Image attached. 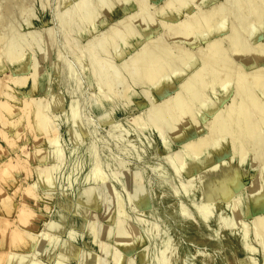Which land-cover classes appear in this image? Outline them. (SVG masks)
Instances as JSON below:
<instances>
[{"label": "rangeland", "instance_id": "rangeland-1", "mask_svg": "<svg viewBox=\"0 0 264 264\" xmlns=\"http://www.w3.org/2000/svg\"><path fill=\"white\" fill-rule=\"evenodd\" d=\"M262 1L0 0V251L15 228L19 264H264V125L184 150L264 101Z\"/></svg>", "mask_w": 264, "mask_h": 264}, {"label": "bare ground", "instance_id": "bare-ground-1", "mask_svg": "<svg viewBox=\"0 0 264 264\" xmlns=\"http://www.w3.org/2000/svg\"><path fill=\"white\" fill-rule=\"evenodd\" d=\"M260 1V0H259ZM140 3V2H139ZM262 3H264V1H262ZM254 4V3H253ZM255 4H256V1H255ZM260 6V5H259ZM218 7V6H217ZM261 7V6H260ZM218 8H220V7H218ZM215 9V8H214ZM260 9V8H259ZM199 10V9H198ZM217 10V9H216ZM258 10V9H257ZM261 11V10H260ZM223 13V12H222ZM202 15V14H201ZM86 17V16H85ZM94 17V16H93ZM87 18V17H86ZM89 18V17H88ZM92 18V17H91ZM191 19V18H190ZM203 20V19H202ZM205 20V19H204ZM121 22V21H120ZM205 22V21H204ZM208 22V21H207ZM253 22V21H252ZM210 23V22H209ZM114 25V24H113ZM188 26H190V24L188 25ZM199 26V25H198ZM127 28V27H126ZM130 28V27H129ZM192 29V28H191ZM193 30V29H192ZM125 31V30H124ZM123 31V32H124ZM107 32V31H106ZM118 32V31H117ZM116 32V33H117ZM120 33V32H119ZM129 33H131V31L129 32ZM14 34V33H13ZM101 34V33H100ZM105 34V33H104ZM119 35V34H118ZM122 36V35H121ZM124 37H125V35H124ZM10 38V37H9ZM114 38V37H113ZM122 38V37H121ZM187 38V37H186ZM12 39V38H11ZM123 39V38H122ZM158 39V38H157ZM241 39V38H240ZM162 40V39H161ZM113 41V40H112ZM4 42V41H3ZM6 42V41H5ZM8 42V41H7ZM212 42H214V44H215V41H212ZM234 43H235V40H234ZM237 43V42H236ZM211 45H212V43H210ZM157 45V44H156ZM144 46V45H143ZM208 46H210V45H208ZM213 46V45H212ZM211 46V47H212ZM22 47V46H21ZM145 47V46H144ZM175 47V46H174ZM210 47V48H211ZM262 47H264V46H262ZM146 48V47H145ZM143 49V48H142ZM147 49H148V47H147ZM150 49V48H149ZM181 49V48H180ZM235 49V48H234ZM144 50H146V49H143V50H140L141 51V53H142V51L143 52H145ZM153 50V49H152ZM162 50V49H161ZM240 50V49H239ZM150 51V50H149ZM184 51V50H183ZM256 51V50H255ZM11 53V52H10ZM19 53V52H18ZM21 53V52H20ZM140 53V52H139ZM138 53V54H139ZM141 53H140V56H141ZM146 53V52H145ZM145 53H143L144 54V57H145ZM159 53H160V50H159ZM13 54H16V53H13ZM12 54V55H13ZM143 54H142V56L141 57H143ZM168 54V53H167ZM182 54H183V52H182ZM226 54V53H225ZM8 55V54H7ZM21 55L22 54H20L19 56L21 57ZM161 55H162V53H161ZM160 54H159V56H161ZM137 56V55H136ZM148 56V55H147ZM171 56V55H170ZM179 56V55H178ZM189 56V55H188ZM187 56V57H188ZM206 56V55H205ZM222 56V55H221ZM9 57V56H8ZM15 56H13V58H14ZM20 57H17L16 59H15V61H19V59H21ZM180 57V56H179ZM202 57V56H201ZM217 57V56H216ZM223 57V56H222ZM10 58V57H9ZM139 58V57H138ZM167 58V57H166ZM139 59H141V58H139ZM145 59V58H144ZM143 59V60H144ZM222 59V58H221ZM220 59V60H221ZM11 60V59H10ZM146 60H147V58H146ZM160 60V59H159ZM172 60V59H171ZM227 59H225V61H226ZM225 61L224 60H221V62H219V63H217L218 65H217V69H216V72H215V75H216V77L217 76H221V78L223 77L224 78V76L225 75H227L226 74V71H227V67H226V64H225ZM145 62V61H144ZM158 63V62H157ZM215 63V62H214ZM229 62L227 61V65H229L228 64ZM144 64H146V62L144 63ZM182 64V63H181ZM207 66H208V64H207ZM230 66V65H229ZM233 66V65H232ZM147 67V66H146ZM152 67V66H151ZM150 66H148V69H150L151 68ZM176 67V66H175ZM202 68V67H201ZM214 68V67H213ZM133 69H134V67H133ZM178 69V68H177ZM151 70V69H150ZM158 70V69H157ZM200 68H199V73H200ZM204 70V69H203ZM134 71V70H133ZM154 71V70H153ZM198 71H197V73H198ZM257 71V70H256ZM144 72H145V70H144ZM204 72V71H203ZM255 72V71H254ZM254 72H252V74L254 73ZM257 72H259V70L257 71ZM256 72V73H257ZM196 73V74H197ZM205 73H206V71H205ZM255 73V74H256ZM259 73H261V72H259ZM258 73V74H259ZM195 74V75H196ZM249 74H251V73H249ZM251 74V75H252ZM258 74H256L257 76H255V78H257L258 77ZM262 74H264V73H262ZM31 75V74H30ZM30 75H28V76H30ZM145 75V74H144ZM158 75H161L160 74V72L159 71H154V72H152L151 74H149V79L150 80H154ZM193 75V74H192ZM28 76H26L25 75V77H19V78H17L18 80H16L17 81V83L19 84L18 86H22V87H24V88H26L25 86H29V85H33V84H35L34 82H32V81H27L28 80ZM147 76V75H146ZM198 77L199 76H201V74L200 75H197ZM196 76V77H197ZM212 76V75H211ZM250 76V75H249ZM259 76H260V74H259ZM262 76H264V75H262ZM216 77H214V78H216ZM194 78V77H193ZM261 78V77H260ZM259 77H258V81H259V83H260V79ZM218 79V78H217ZM230 79V78H229ZM252 79H254V78H252ZM35 80V79H34ZM146 80V79H145ZM255 80V79H254ZM257 80V79H256ZM148 81V80H147ZM188 81V80H187ZM202 81V80H201ZM201 81L199 82V83H201ZM204 81V80H203ZM220 81V80H219ZM243 81H245V80H243ZM196 82V81H195ZM254 82V81H253ZM252 82V83H253ZM256 82V81H255ZM254 82V86H255V84H257V88L259 87V83L258 82H256L255 83ZM262 82V81H261ZM33 83V84H32ZM193 83V85L196 87V85L194 84V82H192ZM248 83V82H247ZM246 83V84H247ZM188 84V83H187ZM244 84V86L242 87V89L246 86L245 85V83H243ZM184 85H186V83L184 84ZM250 85V84H249ZM248 85V86H249ZM200 86V85H199ZM248 86H247V88H248ZM33 87H35V85L33 86ZM188 87H190V88H192V86H190V85H188ZM188 87H186V89L188 88ZM198 87V86H197ZM211 87V86H210ZM252 87V86H251ZM32 88V87H31ZM36 88V87H35ZM184 87H182L181 89H183ZM200 88V87H199ZM246 88V87H245ZM244 88V89H245ZM262 88H264V87H262ZM33 89V88H32ZM196 88H194V90H195ZM241 89V90H242ZM258 89H260L261 90V87H259ZM190 90V89H189ZM194 90H190L191 92L192 91H194ZM199 90V89H198ZM255 89H253V92H255L254 91ZM33 91V90H32ZM185 91H187V90H185ZM202 91V90H201ZM257 91V90H256ZM262 91H264V90H262ZM195 92V91H194ZM253 92L249 89H245V90H243V91H240V89H239V91L237 92V96H238V94H239V96L238 97H240V98H238L239 99V101H236V99L234 100V101H236L237 102V104L233 107V108H230V110H228V112L226 111V112H224L225 113V115H223V117L221 116V115H218L217 117H216V119L218 118V117H220V118H218L219 120L218 121H216L215 119H213L214 121L213 122H215V128H214V126H212L213 128V131L210 129V134H208V139L206 138V137H204V138H206L207 140L205 141V142H203L202 141V139L200 140V141H202V142H197L198 144L196 145V143H195V146L193 145L192 147H191V144H189L190 145V147L191 148H186V147H184V148H186V149H184V150H186V152H190V153H195L194 154V157H195V160H196V162H198V161H200V160H202L201 158L203 157V158H205L206 156H204L203 155V153H205L206 151H203L204 150V146H207L208 144L209 145H212V143H213V141H214V139H217V137L219 136H224L225 137V135H226V133H228L227 132V129H228V131H229V128H227L228 127V125H226V122H229V124H231V121L233 122V121H235L234 122V125H236V127H237V130L239 129H241V131L243 132L244 131V133H246V136L244 137V138H247V135H248V138H250V137H252V136H255V135H259V133H260V129H262V127H264V126H262V125H264V114H262V111H260V110H264V109H259L260 107L258 106L259 104H261L262 102H264V101H262L261 103H259V104H257L260 100L258 99V97H256L254 94H253ZM177 93V94H176ZM175 94H176V97H175V99H180V94H178L179 92H176ZM188 93V92H187ZM200 93V92H199ZM198 93V94H199ZM256 93H258V91L256 92ZM262 93H264V92H262ZM188 95H189V93H188ZM193 94L191 93V96H192ZM257 96H258V94H256ZM262 95V94H261ZM185 96H186V94H185ZM190 96V97H191ZM255 96V97H254ZM173 97V96H172ZM126 98V97H125ZM193 98V97H192ZM172 99V98H171ZM175 99H173V100H175ZM178 99V100H179ZM255 99L258 101H256L257 103L255 104ZM178 100H176L177 101V105H179L181 108H183V105H184V102L182 103V101H180V102H178ZM197 100V99H196ZM203 100V99H202ZM25 101H28V100H25ZM171 101V100H170ZM233 102V101H232ZM235 102V103H236ZM232 104H234V103H232ZM26 105H29L27 102H26ZM25 105V106H26ZM186 105V104H185ZM231 105V104H230ZM175 106V105H174ZM173 106V107H174ZM29 107V106H28ZM262 108H264V106H261ZM179 108V107H178ZM226 108V107H225ZM32 109V108H31ZM162 109V108H161ZM166 109H167V107H166ZM227 109H229L228 108V106H227ZM40 110V109H39ZM226 110V109H225ZM168 111H169V109H168ZM182 111H184V110H182ZM38 112V111H37ZM174 113V112H173ZM184 113V112H183ZM221 113V112H220ZM223 114V113H222ZM161 116V115H160ZM158 117V116H157ZM159 118V117H158ZM194 118V117H193ZM41 121V120H40ZM170 121V120H169ZM43 123H45V121L44 122H42V124ZM155 123H157V122H155ZM211 123V122H210ZM41 125V124H40ZM217 125V126H216ZM158 126V125H157ZM232 126H233V124H232ZM262 126V127H261ZM42 128H43V126H42ZM51 128V127H50ZM177 128V127H176ZM175 128V129H176ZM158 129V128H157ZM233 129V128H232ZM226 130V133H225V135H224V131ZM231 130V129H230ZM238 130V131H239ZM262 130H264V129H262ZM212 131V132H211ZM232 131V130H231ZM235 131V130H234ZM240 131V132H241ZM230 132V131H229ZM262 133V132H261ZM239 134V133H238ZM227 135H229V133L227 134ZM241 136V135H240ZM257 136H256V138H257ZM203 140H205V139H203ZM245 140V139H244ZM207 141H209V142H212V143H208L207 145H205V143L207 142ZM256 143V142H255ZM188 146V145H187ZM189 147V146H188ZM252 148V147H251ZM195 149V151H193ZM206 150V149H205ZM243 150H245V149H243ZM262 150V149H261ZM203 152V153H202ZM254 152V151H253ZM201 153V154H200ZM261 153V152H260ZM202 156V157H201ZM254 159V158H253ZM255 160V159H254ZM217 166V165H216ZM39 169V168H38ZM214 169V168H213ZM214 171V170H213ZM212 171V172H213ZM214 173H216V172H214ZM212 174V175H215V174ZM40 174L43 176V178H45V180L47 181L48 180V175L46 174V169H41L40 170ZM219 176V175H218ZM223 176V175H222ZM215 177H216V175H215ZM218 179L219 178H221L220 176L219 177H217ZM220 181H221V179H219ZM223 180V179H222ZM206 183V182H205ZM205 183H203V185H205ZM207 184H209L208 182H207ZM207 184H206V186H207ZM200 185V184H199ZM205 186V187H206ZM221 187H222V189H223V186H224V184L222 183L221 185H220ZM204 186H199V189L198 188H196L195 190H194V192H193V190H192V195L193 196H191V197H195V199L197 200V202H198V200L200 201H202V200H204L205 198H214V197H216L215 196V192H213V191H215L214 190V188H213V191H212V188H211V190L209 189V190H204L205 189V187L203 188ZM220 187H218V189H219ZM206 189H208V188H206ZM221 189V188H220ZM222 189H221V191H222ZM224 189H226V188H224ZM228 191H229V189H228ZM220 192V190H218V192L217 193H219ZM228 193H230V192H227V190L226 191H222V192H220L219 194H216L217 196H223L224 197V195H227ZM0 194L1 195H3V192L0 190ZM228 195H230V194H228ZM217 198H219V197H217ZM222 198V197H221ZM220 198V199H221ZM3 199H4V196H3ZM6 199H7V197H6ZM216 199V198H215ZM222 199H224V198H222ZM231 199V198H230ZM229 199V200H230ZM211 200V199H210ZM213 200V199H212ZM216 200H218V199H216ZM228 200V201H229ZM232 200V199H231ZM212 202V201H211ZM215 202V201H214ZM231 202H235L234 200H232ZM235 206V205H234ZM197 208V207H196ZM8 209H9V207H8ZM8 209H7V212H8ZM234 209V208H233ZM11 211L9 210V213H10ZM20 214V213H19ZM222 219V218H221ZM234 219H235V217H233V218H230V221H231V223H232V221H234ZM257 219V218H256ZM260 219V218H259ZM262 219V218H261ZM223 220V219H222ZM228 220V219H227ZM226 219H225V221H227ZM258 220V219H257ZM256 220V221H257ZM235 222V221H234ZM229 223V222H228ZM233 224V223H232ZM259 224L261 225V229L262 230H264V221H259ZM225 225H226V223H225ZM230 225V224H229ZM235 226V225H234ZM19 228V227H18ZM23 233H24V231L22 230H20V229H13L12 230V232H11V234H10V236H9V241L7 242L8 243V246H10V247H12V248H10V250H7V251H5V253L3 252V251H0V258H4V260L6 261V263L5 264H19V262L20 261H22V256L21 255H17L16 254V252L17 251H15V249H14V251H12L11 249H13V248H17V247H19L20 246V244H23V243H25V241H24V239H23ZM27 232H25V234H26ZM125 234H127V232L125 233ZM127 238H128V236H126ZM125 237V238H126ZM242 238H243V236H242ZM124 239V238H123ZM8 248V249H9ZM21 248V247H20ZM156 256H155V258L156 259H154V260H156V261H154L153 263L154 264H158L157 263V261L159 260V259H157L158 257H157V254H155ZM28 257H30V256H28ZM245 260V259H244ZM251 260V259H250ZM178 264V263H177Z\"/></svg>", "mask_w": 264, "mask_h": 264}]
</instances>
